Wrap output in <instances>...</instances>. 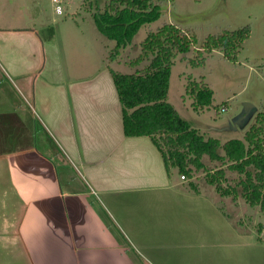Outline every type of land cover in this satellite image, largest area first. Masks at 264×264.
Wrapping results in <instances>:
<instances>
[{
    "label": "crops",
    "instance_id": "0c3cea01",
    "mask_svg": "<svg viewBox=\"0 0 264 264\" xmlns=\"http://www.w3.org/2000/svg\"><path fill=\"white\" fill-rule=\"evenodd\" d=\"M38 3L0 0V264L234 263L220 195L124 134L105 55L79 67L80 25Z\"/></svg>",
    "mask_w": 264,
    "mask_h": 264
},
{
    "label": "rangeland",
    "instance_id": "374dc122",
    "mask_svg": "<svg viewBox=\"0 0 264 264\" xmlns=\"http://www.w3.org/2000/svg\"><path fill=\"white\" fill-rule=\"evenodd\" d=\"M51 1L39 0L37 8L41 6L44 12L52 13L54 20L67 19L66 24L74 29L78 28L70 24V19L75 25L76 22L80 25L83 43H90V46L84 43L86 50L81 49L82 41L77 37L73 54L79 67L82 63H88L85 67L87 70L91 66L95 68V62L103 61L105 55L111 69L124 73L135 72L146 63L145 60L135 66L129 63L141 51L139 41L163 22L175 23L194 32L197 47L210 34L233 30L247 23L250 33L243 40L234 61L224 57L220 48H215L205 56L203 63L194 59V65L190 59L195 54V47L177 52L170 66L166 99L189 126L204 136H217L222 140L242 137L245 129L253 122L255 111L264 103V0H162L157 2L158 15L153 20L139 23H135L137 14L124 13L133 18L121 20L123 40L115 58H109L114 40L98 30L94 20L95 16L102 18L104 0H61V15L54 11L55 3ZM70 27L65 26V30ZM74 43L73 40L71 48ZM106 44H110L109 48ZM187 77L202 79L213 90L210 105L196 111L190 106L191 98L185 91ZM222 104L226 109L215 111ZM202 161L207 167H217V163L209 161L206 155L202 156ZM171 170L172 178H177L179 173L176 168ZM203 173V169H198L192 179L199 189L202 187L213 195V186L205 182ZM226 176L228 181L233 182L238 174L227 170ZM184 179L187 185L188 180ZM214 200L212 205L214 202L217 210L227 219L226 228L230 229L224 239L225 245L221 248L229 252L226 251V254L234 262L231 264H264V211L258 206L247 204L239 195L235 199L231 196H218ZM218 226H214V229ZM207 254L215 255L216 258V254L209 251ZM141 262L147 264L145 260ZM220 263L228 264L226 261Z\"/></svg>",
    "mask_w": 264,
    "mask_h": 264
},
{
    "label": "trees",
    "instance_id": "16d2710c",
    "mask_svg": "<svg viewBox=\"0 0 264 264\" xmlns=\"http://www.w3.org/2000/svg\"><path fill=\"white\" fill-rule=\"evenodd\" d=\"M160 1L104 0L102 18L95 16L94 20L98 30L114 40L109 58H115L120 50L121 20L133 18L124 13L137 14L135 23L150 21L158 15L157 2ZM249 33L250 26L246 23L233 30L210 34L197 47L194 32L163 22L139 41L141 51L129 62L135 66L145 60L143 66L132 73L108 69L118 94L124 134L148 136L160 151L168 175L176 168L187 178L189 190L198 194L199 186L192 177L198 169H203L205 182L220 196L235 199L239 195L247 204L264 211V103L255 111L253 122L242 137L222 140L217 136H204L189 126L166 99L170 66L177 52L195 47L190 59L194 65L203 63L205 56L220 48L224 57L234 61ZM185 87L195 111L211 104L213 90L202 79L187 77ZM203 155L216 162L217 167H207L202 161ZM227 170L238 174L235 181H228Z\"/></svg>",
    "mask_w": 264,
    "mask_h": 264
},
{
    "label": "built area",
    "instance_id": "2783aa9c",
    "mask_svg": "<svg viewBox=\"0 0 264 264\" xmlns=\"http://www.w3.org/2000/svg\"><path fill=\"white\" fill-rule=\"evenodd\" d=\"M52 2L55 3V10L61 13V12H62V8H61V0H52ZM225 109H226V106H224V105L222 104L221 107H220L218 110L215 109V111L218 112V111H220V110H225ZM180 177H181L182 179L185 178L184 175H180Z\"/></svg>",
    "mask_w": 264,
    "mask_h": 264
},
{
    "label": "water",
    "instance_id": "95a60500",
    "mask_svg": "<svg viewBox=\"0 0 264 264\" xmlns=\"http://www.w3.org/2000/svg\"><path fill=\"white\" fill-rule=\"evenodd\" d=\"M249 106V105H248Z\"/></svg>",
    "mask_w": 264,
    "mask_h": 264
}]
</instances>
